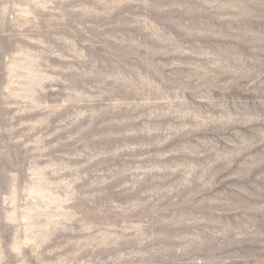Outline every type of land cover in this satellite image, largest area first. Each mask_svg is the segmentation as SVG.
<instances>
[{
  "label": "rangeland",
  "instance_id": "374dc122",
  "mask_svg": "<svg viewBox=\"0 0 264 264\" xmlns=\"http://www.w3.org/2000/svg\"><path fill=\"white\" fill-rule=\"evenodd\" d=\"M0 264H264V0H0Z\"/></svg>",
  "mask_w": 264,
  "mask_h": 264
}]
</instances>
